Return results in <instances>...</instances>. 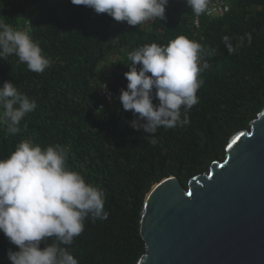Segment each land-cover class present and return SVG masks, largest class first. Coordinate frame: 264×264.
I'll return each instance as SVG.
<instances>
[{
    "label": "trees",
    "instance_id": "obj_1",
    "mask_svg": "<svg viewBox=\"0 0 264 264\" xmlns=\"http://www.w3.org/2000/svg\"><path fill=\"white\" fill-rule=\"evenodd\" d=\"M215 6L223 12L209 13ZM0 21L28 31L51 61L35 73L15 55L0 60V86L10 81L37 104L17 135L0 125V159L25 140L68 148V166L103 189L109 213L106 220L87 219L70 251L79 264H137L145 251L141 211L152 186L175 175L187 187L191 177L224 158L229 139L264 108V0H209L199 16L186 0H169L166 19L137 27L71 0H0ZM180 35L213 54L199 74L203 83L190 123L158 129L153 145L130 126L138 114L125 111L118 99L128 83L127 57L137 47L166 45ZM226 35L237 48L233 54ZM9 249L18 251L0 232V264H11Z\"/></svg>",
    "mask_w": 264,
    "mask_h": 264
},
{
    "label": "clouds",
    "instance_id": "obj_2",
    "mask_svg": "<svg viewBox=\"0 0 264 264\" xmlns=\"http://www.w3.org/2000/svg\"><path fill=\"white\" fill-rule=\"evenodd\" d=\"M71 3L137 27L148 20L166 19L169 0ZM186 3L199 16L207 11L209 0ZM222 39L229 54L237 51L229 36ZM248 39L250 42V35ZM212 54L184 35L166 45L153 42L128 53L131 63L124 73L128 83L126 89H120L118 99L125 111L138 114L129 123L133 129L147 134V142L157 143L155 133L160 128L173 129L190 123L188 112L199 103L197 92L203 83L198 77L209 68L205 57ZM9 55L18 57L35 73H42L51 65L28 31L0 21V60ZM103 88L106 90V85ZM36 108V101L10 81L0 86V125L5 126L9 135H17L21 121ZM101 110L102 106L97 114ZM68 156L69 149L61 144L42 148L25 140L0 159V232L18 247V251H7L11 264H79L68 246L84 231L87 219H107L103 189L72 170Z\"/></svg>",
    "mask_w": 264,
    "mask_h": 264
},
{
    "label": "water",
    "instance_id": "obj_3",
    "mask_svg": "<svg viewBox=\"0 0 264 264\" xmlns=\"http://www.w3.org/2000/svg\"><path fill=\"white\" fill-rule=\"evenodd\" d=\"M137 264H264V108L236 132L223 159L146 194Z\"/></svg>",
    "mask_w": 264,
    "mask_h": 264
},
{
    "label": "built area",
    "instance_id": "obj_4",
    "mask_svg": "<svg viewBox=\"0 0 264 264\" xmlns=\"http://www.w3.org/2000/svg\"><path fill=\"white\" fill-rule=\"evenodd\" d=\"M212 9L214 10L213 12L211 11ZM220 12H223L222 6H219V7L215 6V7L211 8L209 11V13H214V14H218Z\"/></svg>",
    "mask_w": 264,
    "mask_h": 264
},
{
    "label": "rangeland",
    "instance_id": "obj_5",
    "mask_svg": "<svg viewBox=\"0 0 264 264\" xmlns=\"http://www.w3.org/2000/svg\"><path fill=\"white\" fill-rule=\"evenodd\" d=\"M211 11L213 12L214 10L212 9Z\"/></svg>",
    "mask_w": 264,
    "mask_h": 264
}]
</instances>
